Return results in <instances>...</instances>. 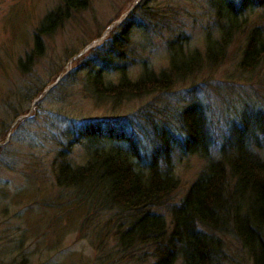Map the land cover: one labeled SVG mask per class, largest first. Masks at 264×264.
Wrapping results in <instances>:
<instances>
[{
	"label": "trees",
	"instance_id": "obj_1",
	"mask_svg": "<svg viewBox=\"0 0 264 264\" xmlns=\"http://www.w3.org/2000/svg\"><path fill=\"white\" fill-rule=\"evenodd\" d=\"M89 2L61 0L46 13L33 32L32 49L17 63L19 71L30 70L42 55L43 38ZM215 2V39L206 37L202 51H196L183 50L182 37H177L167 43V66L154 72L141 65L135 80L128 78L124 65L112 66L123 60L129 36L139 28L122 21L90 51L100 55L101 67L89 66L84 75L86 91L95 101L114 104L166 92L223 62L235 40L241 46L237 71L264 69V0ZM138 10L154 15L145 7ZM252 11L260 12L259 25H248ZM139 22L143 30L151 23L147 17ZM108 69L116 72L115 82L105 79ZM238 116L227 134L219 137V144L208 109L195 101L175 111L170 121H150L147 130L132 129L131 124L102 129L101 123L89 122L74 132L57 152L54 183L74 211L108 214L104 231L112 242L106 247L98 240L100 257L93 264H173L176 260L181 264H264V146L259 153L252 149L256 138L264 142V114L252 108ZM74 142H80L85 151L81 164L65 157ZM172 155L194 156L204 164L180 198L170 203L179 187L178 178L170 172ZM163 206L164 215L156 210ZM84 224L88 225L87 220ZM4 241L0 238V244ZM2 261L0 255V264H29L24 257Z\"/></svg>",
	"mask_w": 264,
	"mask_h": 264
},
{
	"label": "rangeland",
	"instance_id": "obj_2",
	"mask_svg": "<svg viewBox=\"0 0 264 264\" xmlns=\"http://www.w3.org/2000/svg\"><path fill=\"white\" fill-rule=\"evenodd\" d=\"M60 1L0 0V238L6 240L0 244V255L4 263L24 257L29 264H93L100 255L98 242L111 245L110 234L104 231L108 214L74 211L54 183L57 152L86 123L99 122L102 129L131 124L143 131L150 121H170V115L195 101L208 109L219 144V137L238 121L239 112L256 108L264 114V69L237 71L241 47L237 40L219 65L166 92L114 104L95 101L86 91L84 75L89 66L101 67L100 55L90 51L105 41L131 7L141 6L136 11L133 7L123 21L139 28L131 32L123 60L112 66L124 65L128 78L135 80L141 65L154 72L167 66V43L177 37H182L183 50L196 51H202L206 37L215 39L216 0H90L86 9L43 38L42 55L30 70L20 72L17 63L32 49L36 26ZM144 7L154 15L140 14L138 9ZM257 13H249L248 25H259ZM144 17L151 21L146 30L139 22ZM105 76L110 82L117 78L111 69ZM256 140L252 149L259 153L264 142L260 137ZM81 143H72L65 156L76 164L86 157ZM203 164L194 156H171L170 172L179 187L170 203L180 198ZM156 210L167 213L164 206Z\"/></svg>",
	"mask_w": 264,
	"mask_h": 264
}]
</instances>
